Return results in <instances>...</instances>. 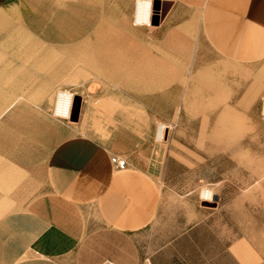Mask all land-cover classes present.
<instances>
[{
    "label": "crops",
    "instance_id": "0c3cea01",
    "mask_svg": "<svg viewBox=\"0 0 264 264\" xmlns=\"http://www.w3.org/2000/svg\"><path fill=\"white\" fill-rule=\"evenodd\" d=\"M152 2L150 24L135 22L137 0L0 10V30L26 35L0 48L95 29L83 43L112 85L76 91L78 118H62L57 60L17 51L8 74L0 55V94L36 96L20 107L38 121H1L21 133L0 135V264H264V0ZM205 186L216 206L201 204Z\"/></svg>",
    "mask_w": 264,
    "mask_h": 264
},
{
    "label": "rangeland",
    "instance_id": "374dc122",
    "mask_svg": "<svg viewBox=\"0 0 264 264\" xmlns=\"http://www.w3.org/2000/svg\"><path fill=\"white\" fill-rule=\"evenodd\" d=\"M63 1L64 0H0V10L2 9L3 12L8 11L9 9H16L17 11V9L20 7L21 13H24V15L27 14L28 16H32L33 14L35 15L39 10L46 12L47 10L50 12L59 11L60 9L64 8V6L61 5ZM72 10L74 11L73 7ZM16 11H12L11 13H15ZM95 15L96 12L94 7L88 10L87 16L90 21H92L91 18H93ZM92 22H94V19ZM8 28V30H0V38L19 36L18 39H21V36H26L23 30H18V27ZM96 34L97 31L93 28L81 29L72 27L71 30H65V34H62L60 37L56 38V45H38L32 46V48H14L3 46L0 48V55H4L2 58L8 60V74H10L11 71L17 68L16 66L21 65L18 61L10 62V60L13 59V56H15L17 51L19 55H31L37 57L40 56L41 58H43V60L46 61L55 58L57 60L55 64V69L57 70L56 75L62 79H59L61 80V84L56 87L54 93L55 103L57 99V93L60 89H71L73 91H77L79 94H82L85 98L90 99V96L92 94H95L96 92H101L102 90L110 89L112 87L108 80L101 78L100 75L109 72L106 69L107 64L101 63L102 56H100V58H97L96 56L93 58H89L81 55L80 53L74 52L72 49L74 46H77V44L81 45L85 40L92 42L95 41ZM94 48L95 47H92V49ZM99 49H101L102 53H104L103 55L108 52L107 48H104V51L101 47ZM94 50L97 52L96 48ZM5 64L6 63H0V71L2 69V65L5 67ZM97 75H100V77H97ZM5 81L6 80L4 79V82ZM10 81L12 80L8 79L9 83ZM30 97L33 98L36 96L29 94L23 95L21 93H8L4 94L3 96L0 94V135H11L21 133L20 127L18 128L17 132V128L15 126H13V128H10L8 126L6 127L5 125L2 126L4 123H1V121L7 120L9 122L8 124H10V122H15V120L10 119L19 118L27 125H31V123L34 125V122L36 125H38V121L34 119L35 117L33 115L37 111L31 112L29 110H23L20 107L21 104L26 105ZM33 99L35 100L36 98ZM37 102L38 101H31L28 104L31 108L35 110L41 109L47 104V95H45V102ZM7 107H9V109L6 110ZM39 111L43 116L47 118L51 117L49 113H52V110L51 112L49 109ZM2 143L5 149L7 143ZM8 145H10V143ZM28 145L29 144H24V146ZM205 188L207 187L205 186L202 189Z\"/></svg>",
    "mask_w": 264,
    "mask_h": 264
},
{
    "label": "built area",
    "instance_id": "2783aa9c",
    "mask_svg": "<svg viewBox=\"0 0 264 264\" xmlns=\"http://www.w3.org/2000/svg\"><path fill=\"white\" fill-rule=\"evenodd\" d=\"M145 2L146 4L151 5L153 8V2L152 0H137V8L140 5V3ZM66 93V98L64 101H62L60 104L58 103L59 95L61 94L60 92H65ZM75 98H76V91H73L71 89H60L57 93V99L56 103L54 106V113L62 118H72L73 112H74V104H75ZM165 130L166 126L163 122H159L158 124V129H157V136L162 139L165 136ZM111 162L117 169H124L128 166V160L119 154H113L111 156ZM215 197V193L213 190L209 188L202 189L200 192V198L201 200H213ZM110 264H119L117 262H110Z\"/></svg>",
    "mask_w": 264,
    "mask_h": 264
},
{
    "label": "bare ground",
    "instance_id": "6f19581e",
    "mask_svg": "<svg viewBox=\"0 0 264 264\" xmlns=\"http://www.w3.org/2000/svg\"><path fill=\"white\" fill-rule=\"evenodd\" d=\"M151 13H152V7H151V5L146 4L143 1L142 3H140V5L137 8L135 22L136 23H142V24H144V23L150 24L151 23ZM72 50L74 52H76V53H80L81 55L86 56V57H89V58H93V57H95L97 55L96 52H95V50L92 49L91 44L89 45V44L83 43L80 46L79 45L74 46ZM60 93L61 94L58 96L59 97V99H58V103L59 104L62 101L65 100V98L67 96L66 95L67 91L60 92Z\"/></svg>",
    "mask_w": 264,
    "mask_h": 264
},
{
    "label": "water",
    "instance_id": "95a60500",
    "mask_svg": "<svg viewBox=\"0 0 264 264\" xmlns=\"http://www.w3.org/2000/svg\"><path fill=\"white\" fill-rule=\"evenodd\" d=\"M80 99H81V96L80 95H76L75 105H74V112H73V116H72L73 119H77L78 118ZM201 204L202 205H206V206H216L217 205V196H215L213 198V200H202Z\"/></svg>",
    "mask_w": 264,
    "mask_h": 264
}]
</instances>
